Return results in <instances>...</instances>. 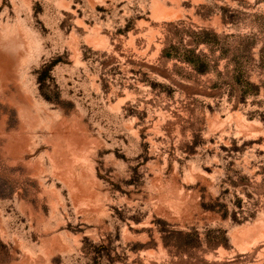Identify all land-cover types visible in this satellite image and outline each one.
<instances>
[{
	"label": "rangeland",
	"instance_id": "rangeland-1",
	"mask_svg": "<svg viewBox=\"0 0 264 264\" xmlns=\"http://www.w3.org/2000/svg\"><path fill=\"white\" fill-rule=\"evenodd\" d=\"M0 264H264V0H0Z\"/></svg>",
	"mask_w": 264,
	"mask_h": 264
}]
</instances>
